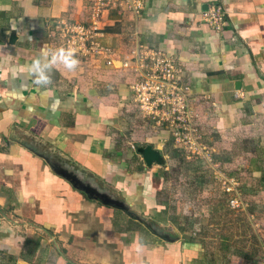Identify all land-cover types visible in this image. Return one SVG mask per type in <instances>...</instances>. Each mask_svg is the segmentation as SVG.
<instances>
[{
  "label": "crops",
  "instance_id": "crops-1",
  "mask_svg": "<svg viewBox=\"0 0 264 264\" xmlns=\"http://www.w3.org/2000/svg\"><path fill=\"white\" fill-rule=\"evenodd\" d=\"M216 5L224 33L203 21ZM91 6L0 0V264H249L234 251L264 244V0L111 9L99 42L113 64L74 54L75 71L56 65L36 85L33 60L67 49L56 26L89 24ZM140 46L189 83L199 151L134 103L138 75L123 65ZM147 146L161 163L146 164ZM234 198L248 204L246 236L215 224Z\"/></svg>",
  "mask_w": 264,
  "mask_h": 264
},
{
  "label": "built area",
  "instance_id": "built-area-1",
  "mask_svg": "<svg viewBox=\"0 0 264 264\" xmlns=\"http://www.w3.org/2000/svg\"><path fill=\"white\" fill-rule=\"evenodd\" d=\"M146 0H92L90 23L79 24L60 21L56 26L58 35L64 39L67 49L84 58L99 56L113 64L110 51L101 46L100 24L106 11L124 10L125 7L140 13ZM203 21L218 33H224L229 25L227 13L222 6L216 5L203 13ZM135 65L125 62L124 69H131L138 79L130 85L134 103L143 117L153 120L158 126H166L175 142L199 151L202 139L194 127L191 107V87L182 72L176 67L175 60L161 50L139 47L132 52ZM212 162V159H209ZM234 207L237 200H230ZM264 251V244H263ZM264 262V258H263Z\"/></svg>",
  "mask_w": 264,
  "mask_h": 264
},
{
  "label": "clouds",
  "instance_id": "clouds-1",
  "mask_svg": "<svg viewBox=\"0 0 264 264\" xmlns=\"http://www.w3.org/2000/svg\"><path fill=\"white\" fill-rule=\"evenodd\" d=\"M79 63V60L74 55L73 49H45L33 60L29 71L34 76L36 85L47 87L51 84L50 73L54 66L62 65L67 71L71 72L76 70Z\"/></svg>",
  "mask_w": 264,
  "mask_h": 264
},
{
  "label": "rangeland",
  "instance_id": "rangeland-1",
  "mask_svg": "<svg viewBox=\"0 0 264 264\" xmlns=\"http://www.w3.org/2000/svg\"><path fill=\"white\" fill-rule=\"evenodd\" d=\"M234 200H237L238 202V206L234 207L230 204V201H229V207L228 206H224L225 208V212H227L228 214H226V216L224 215V218L222 219V222L219 221L215 224H222L224 225H230L232 228H237V230L239 229H242L243 230V234H238V235H242V236H246V228L247 226H249V223L252 221L250 219H248V217L246 216V211L243 210V209H246L245 207L248 205L247 202L245 201H239L238 199H235ZM226 207L227 209L229 210H226ZM247 221H249V223L247 224ZM227 232V231H226ZM229 232H231V229H229ZM257 233V232H255ZM250 241V242H249ZM248 242V244L245 246L246 249H249V246L251 247L252 244H254L256 241L255 238H252L250 239ZM242 243H239L237 246L240 247ZM243 245V244H242ZM258 247V246H257ZM260 248L258 247V251L255 255V257L253 259H249V264H264L263 262V258H264V251L261 250ZM247 261V263H248Z\"/></svg>",
  "mask_w": 264,
  "mask_h": 264
},
{
  "label": "water",
  "instance_id": "water-1",
  "mask_svg": "<svg viewBox=\"0 0 264 264\" xmlns=\"http://www.w3.org/2000/svg\"><path fill=\"white\" fill-rule=\"evenodd\" d=\"M138 152L143 156L144 161L148 166H152L153 163H161V155L158 151L147 146L143 149H138Z\"/></svg>",
  "mask_w": 264,
  "mask_h": 264
},
{
  "label": "trees",
  "instance_id": "trees-1",
  "mask_svg": "<svg viewBox=\"0 0 264 264\" xmlns=\"http://www.w3.org/2000/svg\"><path fill=\"white\" fill-rule=\"evenodd\" d=\"M244 243H246V241H244ZM257 242H255L254 244H252V246H249V249L246 250V244H241L240 247H237L235 249V254L240 256L241 258H244L246 260H251L255 257L257 251H258V247H257Z\"/></svg>",
  "mask_w": 264,
  "mask_h": 264
}]
</instances>
